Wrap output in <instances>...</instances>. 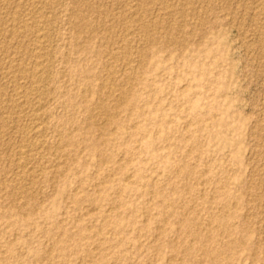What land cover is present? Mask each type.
<instances>
[{
  "label": "rangeland",
  "instance_id": "374dc122",
  "mask_svg": "<svg viewBox=\"0 0 264 264\" xmlns=\"http://www.w3.org/2000/svg\"><path fill=\"white\" fill-rule=\"evenodd\" d=\"M22 1L0 0V264H264V0H38L44 51L11 35Z\"/></svg>",
  "mask_w": 264,
  "mask_h": 264
},
{
  "label": "bare ground",
  "instance_id": "6f19581e",
  "mask_svg": "<svg viewBox=\"0 0 264 264\" xmlns=\"http://www.w3.org/2000/svg\"><path fill=\"white\" fill-rule=\"evenodd\" d=\"M3 1V0H2ZM9 2H10V0H8ZM22 1V0H21ZM55 1V0H54ZM129 1V0H128ZM163 1V0H162ZM161 1V2H162ZM171 2V0H167V3L168 2ZM7 2V1H6ZM12 2V1H11ZM19 2V1H18ZM23 2V1H22ZM24 2H25V0H24ZM51 2V1H50ZM127 2V1H126ZM130 2V1H129ZM145 2H147V1H145ZM160 2V3H161ZM185 2V1H184ZM53 3V2H52ZM150 3V2H149ZM166 3V2H165ZM178 3V2H177ZM188 3V2H187ZM3 4V3H2ZM5 4V3H4ZM10 4V3H9ZM21 4V3H20ZM169 4V3H168ZM44 4L42 3V1H38V0H26V3H24L23 5H21V6H23V10L25 11V15H24V18L23 19H19L20 21L19 22H16L15 21V23H13V22H11V23H8L7 25L9 26V28H10V31H11V35H12V37H21L23 34L24 35H26L25 33H27V32H31L32 30H34V31H36V33L37 32H39V36H37L38 38H39V40H40V45L38 44V42H36L38 45H39V48H40V50L41 51H44V50H46L45 48H43V44H45L46 42H47V36H46V33H45V31L46 30H44V28H45V24L44 25H41V24H38L35 20V16H37V14H41V13H39V12H41V11H45V9H44V7L45 6H43ZM167 5V4H166ZM170 5V4H169ZM47 6V5H46ZM4 7V10H5V7H7L6 5L5 6H3ZM9 7V6H8ZM16 7V6H15ZM18 7V6H17ZM50 7V6H49ZM128 7V6H127ZM21 8V7H20ZM133 8V7H132ZM168 8V7H167ZM170 8H172L171 6H169V9ZM2 9V8H1ZM9 9V8H8ZM7 9V10H8ZM17 9V8H16ZM48 9V8H47ZM50 9V8H49ZM52 9V8H51ZM54 10H56V9H54ZM131 10V9H130ZM174 10V9H173ZM43 11V12H44ZM52 11V10H51ZM171 11H172V9H171ZM183 11V10H182ZM167 12V11H166ZM176 12V11H175ZM181 12V11H180ZM6 14V13H5ZM43 14H45V13H43ZM187 14V13H186ZM11 15V14H10ZM16 15V14H15ZM52 16V15H51ZM132 16V15H131ZM41 17H43V16H41ZM19 18H20V16H19ZM40 18V17H39ZM39 18H37V19H39ZM87 18V17H86ZM95 18V17H94ZM126 18V17H125ZM159 18V17H158ZM46 19V18H45ZM85 19V18H84ZM88 19V18H87ZM124 19V18H123ZM142 19V18H141ZM174 19V18H173ZM53 20V19H52ZM9 21V20H8ZM121 21V20H120ZM39 22V21H38ZM42 22H43V20H42ZM41 22V23H42ZM49 22V21H48ZM107 22V21H106ZM134 22V21H133ZM6 23H7V21H6ZM136 23V22H135ZM80 24V23H79ZM175 24H177V23H175ZM51 25V24H50ZM158 25V24H157ZM118 26V25H117ZM134 26V25H133ZM6 26H5V24L2 22V21H0V36L2 35V33H4V28H5ZM48 28H49V26H47ZM105 27V26H104ZM128 27V26H127ZM127 27H126V29H127ZM149 27V26H148ZM153 27V26H152ZM186 27V26H185ZM184 27V28H185ZM80 28V27H79ZM136 28V27H135ZM51 29V28H50ZM148 29V28H147ZM86 30V29H85ZM109 30V29H108ZM141 30V29H140ZM145 30V29H144ZM149 30V29H148ZM147 30V31H148ZM162 30V29H161ZM48 31V30H47ZM95 31V30H94ZM154 31V30H153ZM9 32V31H8ZM7 32V33H8ZM40 32H43V33H40ZM91 32V31H90ZM161 32V31H160ZM167 32V31H166ZM52 33H53V31H52ZM92 33V32H91ZM29 34V33H28ZM41 34V35H40ZM23 35V36H24ZM33 35V34H32ZM48 35H50V34H48ZM22 36V37H23ZM52 36V35H51ZM54 36V35H53ZM148 36V35H147ZM152 36V35H151ZM21 37V38H22ZM50 37V36H49ZM1 38V37H0ZM38 38H37V40H38ZM4 39V38H3ZM36 39V38H35ZM34 39V40H35ZM182 39V38H181ZM14 40V39H13ZM38 40V41H39ZM53 40V39H52ZM88 40V39H87ZM122 40V39H121ZM50 41V40H49ZM151 41V40H150ZM29 42V41H28ZM133 42V41H132ZM9 43V42H8ZM21 43V42H20ZM19 43V44H20ZM35 43V44H36ZM86 43V42H85ZM84 43V44H85ZM12 44V43H11ZM47 44V43H46ZM50 44V43H49ZM183 44V43H182ZM25 44H23L22 45V47H25L24 46ZM53 45V44H52ZM16 46V45H15ZM126 46V45H125ZM129 46V45H128ZM0 47H2V46H0ZM6 47V46H5ZM31 47V46H30ZM33 47V46H32ZM37 47V46H36ZM47 47V46H46ZM50 47V46H49ZM114 47V46H113ZM48 48V47H47ZM124 48V47H123ZM38 49V48H37ZM121 49V48H120ZM129 49V48H128ZM24 50L26 51V53H28V55L29 56H31L32 55V58H34V56H33V54L34 53H29L28 52V49L26 48H24ZM54 50V49H53ZM10 51V50H9ZM39 52V51H37L36 52V50H35V59H36V61H35V69H33L34 70V73H33V76H32V74H31V77H28L26 74L28 73L27 71H26V69L24 70V68L22 69V67L21 66H19V65H17L16 64V60H14L12 57H8V59H7V63H8V66H9V68L11 69V70H14V71H17V72H19V73H26L25 75H26V77L25 78H23L24 80H25V84H26V86L25 87H27V85H30L32 88H31V90L33 89V91H37V93H38V90H39V88H40V86L42 85V84H44L48 79L46 78V76H45V74L44 73H46V72H48V71H46V72H44L45 70H44V63H45V57L47 56L46 55V52L45 53H42V52ZM34 52V51H33ZM117 52V51H116ZM49 53V52H48ZM137 53V52H136ZM117 54V53H116ZM123 55H124V53H123ZM118 56H119V54H118ZM139 56V55H138ZM28 56H26V58H27ZM15 58V57H14ZM21 58V57H20ZM129 58V57H128ZM28 59V58H27ZM34 59V60H35ZM120 59V58H119ZM6 60V59H5ZM22 61V60H21ZM148 62V61H147ZM21 63V62H20ZM29 63V62H28ZM47 63V62H46ZM49 63H52V62H49ZM67 63V62H66ZM24 64V63H23ZM34 64V63H33ZM123 64V63H122ZM127 64V63H126ZM109 65V64H108ZM143 65V64H142ZM128 66V65H127ZM2 67V66H1ZM28 67V66H27ZM26 68V67H25ZM46 68V67H45ZM137 68V67H136ZM8 69V68H7ZM51 72H52V70H51ZM116 72V71H115ZM11 73V72H10ZM9 73V74H10ZM49 73V72H48ZM137 73V72H136ZM6 74V73H5ZM22 74H20L21 75V77H22ZM51 74V73H50ZM110 74V73H109ZM118 74V73H117ZM17 75V74H16ZM15 75V76H16ZM47 75V74H46ZM6 76V75H5ZM8 76V75H7ZM6 76V77H7ZM30 76V75H29ZM116 77V76H115ZM127 78V77H126ZM135 78V77H134ZM62 79V78H61ZM131 79V78H130ZM17 80V79H16ZM114 82H115V79L113 80ZM49 82V81H48ZM54 82V81H53ZM105 82V81H104ZM129 82V81H128ZM50 83V82H49ZM21 84V83H20ZM114 84V83H113ZM133 84V83H132ZM103 85V84H102ZM106 85V84H105ZM122 85H124V84H122ZM136 85H137V83H136ZM16 87L14 88V90H13V94H12V96H11V98H12V101H13V103H17V101H21V100H23V98H26V97H28V95H30L31 96V94H30V92L28 93V92H26V91H24L23 89V86H21V85H15ZM120 86V85H119ZM134 86V85H133ZM10 87V86H9ZM121 87V86H120ZM42 88V87H41ZM49 88V87H48ZM117 88V87H116ZM46 89V88H45ZM104 89V91H106L105 90V87L103 88ZM53 90V89H52ZM129 90V89H128ZM30 91V90H29ZM32 91V92H33ZM119 91V90H118ZM31 92V93H32ZM40 92V91H39ZM103 92V91H102ZM34 93V92H33ZM46 93V92H45ZM115 94V93H114ZM122 94H126L125 93V91L122 93ZM129 93H127V95H128ZM34 95H36L35 93H34ZM48 95H50V94H48ZM108 95H110V93L109 94H107V97H108ZM47 96V95H46ZM111 96V95H110ZM121 96V95H120ZM123 96V95H122ZM133 96V95H132ZM45 97V96H44ZM48 97V96H47ZM103 97V96H102ZM2 98V97H1ZM10 98V99H11ZM41 98H42V100H44L45 101V98L43 99V96L41 97L40 96V98H38V100L36 101V103L34 102V104L31 102H28L27 100V103H26V101H25V99H24V103L23 104H21V107H22V109H21V111H20V113L21 112H23L22 110L23 109H28V110H31V112H33L32 114H33V116H34V114H36V115H38V118L36 117V120H34L35 122L33 123V125L32 126H29L28 128L26 127V129H24L23 130V134H24V136L26 137V138H24V139H27V143H25V144H27L26 145V147H27V149L29 150V152L31 153V152H34V150L35 149H37L38 150V148H40V142L37 140V138H40L41 137V135L43 134V135H45L44 133L46 132L47 133V131H45L44 130V133H43V127H42V122L40 123V120H42L43 121V119L45 118V113H43V114H41V111H42V109H44L45 108V105H44V103H41L40 101H41ZM34 99V98H33ZM47 99V98H46ZM49 99V98H48ZM110 99V98H109ZM126 99V98H125ZM101 100H103V98L101 99ZM106 100V99H105ZM117 100V99H116ZM123 100V99H122ZM48 101V100H47ZM23 102V101H22ZM49 102V101H48ZM47 102V103H48ZM10 103V102H9ZM44 106H43V105ZM13 105V104H12ZM16 106H18V105H16ZM20 106V105H19ZM120 106V105H119ZM119 108V107H118ZM46 109V108H45ZM24 110V111H25ZM111 112V111H110ZM3 113V112H2ZM27 113V112H26ZM18 114V113H17ZM98 114V113H97ZM100 114H101V112H100ZM35 115V116H36ZM49 115V114H48ZM99 115V114H98ZM113 115H114V113H113ZM12 116V115H11ZM25 116V115H24ZM34 116V117H35ZM100 116V115H99ZM102 117V116H101ZM92 118V117H91ZM103 118V117H102ZM111 118V117H110ZM106 119V118H105ZM33 120V119H32ZM100 120H102V119H100ZM46 121V120H45ZM26 124V123H25ZM112 124V123H111ZM92 125V124H91ZM103 125V124H102ZM28 126V125H27ZM117 128V127H116ZM116 131V130H115ZM21 132V131H20ZM72 132V131H71ZM18 134V133H17ZM22 134V135H23ZM43 135H42V137H43ZM61 135V134H60ZM15 137V136H14ZM61 137V136H60ZM44 138V137H43ZM23 142H26V141H24V140H22ZM40 141H41V139H40ZM107 141V140H106ZM22 142V143H23ZM24 144V145H25ZM41 147H43V143H41ZM67 145V144H66ZM22 146H23V144H22ZM21 146V147H22ZM24 147V146H23ZM25 148V147H24ZM61 149V148H60ZM21 150V149H20ZM19 150V151H20ZM40 150V149H39ZM22 152H25V150L24 151H22ZM28 152V151H27ZM27 152H25V153H27ZM28 152V153H29ZM36 153V152H35ZM54 153V152H53ZM27 155H29V154H27ZM68 155V154H67ZM22 156H24V155H22ZM26 156V155H25ZM18 157V156H17ZM30 157H31V155H30ZM44 157V156H43ZM33 159V158H32ZM22 160V159H21ZM27 160V159H26ZM37 160V159H36ZM41 160V159H40ZM34 161V160H33ZM130 161V160H129ZM18 162V161H17ZM29 166V165H28ZM36 169V168H35ZM26 172V171H25ZM36 172V171H35ZM44 172V171H43ZM179 172V171H178ZM27 175V174H26ZM39 175V174H38ZM132 178V177H131ZM213 181V180H212ZM255 186V185H254ZM78 189V188H77ZM258 189V188H257ZM153 194V193H152ZM211 199V198H210ZM25 205V204H24ZM188 208V207H187ZM111 210V209H110ZM187 214V213H186ZM27 215V214H26ZM167 221V220H166ZM187 233V232H186ZM100 239V238H99ZM140 246V245H139ZM97 249V248H96ZM95 249V250H96ZM176 249V248H175Z\"/></svg>",
  "mask_w": 264,
  "mask_h": 264
}]
</instances>
